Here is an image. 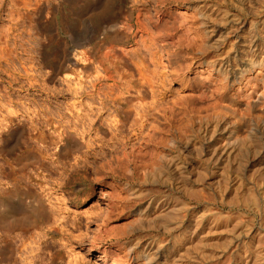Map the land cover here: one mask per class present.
<instances>
[{
  "label": "rangeland",
  "instance_id": "rangeland-1",
  "mask_svg": "<svg viewBox=\"0 0 264 264\" xmlns=\"http://www.w3.org/2000/svg\"><path fill=\"white\" fill-rule=\"evenodd\" d=\"M190 7L213 21L205 14L204 31L212 27V34L204 32L191 54L176 45L180 10ZM263 23L264 0H0V264H119L116 246L132 242L151 244L154 264H177L187 259H172L184 229L211 241L194 250L207 251L204 259L257 258L264 250V130L255 129V113L238 127L194 120L179 150L163 148L169 158L149 152L154 128L204 85L207 65L198 56L232 59V78L247 41L264 40ZM152 84L164 95L159 108ZM37 204L43 210L31 212ZM25 210L38 226L8 230ZM109 231L130 237L117 242Z\"/></svg>",
  "mask_w": 264,
  "mask_h": 264
},
{
  "label": "bare ground",
  "instance_id": "bare-ground-1",
  "mask_svg": "<svg viewBox=\"0 0 264 264\" xmlns=\"http://www.w3.org/2000/svg\"><path fill=\"white\" fill-rule=\"evenodd\" d=\"M174 2H182V3H185L186 2V0H173ZM204 3V2H203ZM195 4V3H194ZM188 7H189V5H188ZM195 7V6H194ZM202 7V6H201ZM206 7V6H205ZM205 7H204V9H205ZM191 9V10H190ZM190 9L189 10H186V9H183V10H180V15H179V18H180V20H181V25L180 26H178V27H181L182 28V30H181V28H179L183 33H182V35L181 36H179L178 35V41L179 42H177L176 41V45H177V47L178 48H180V47H183L184 48V50L186 51V52H188V53H190L191 54V52L193 51V49H198V48H202L201 46V44H204L202 41L204 40V37H203V34H204V32L206 33H208V31L211 33V31L209 30L210 28H212V27H209V29H208V31H204V29H205V27L203 28V25L205 26V18H207L208 16V18L210 19V15H211V13H209L210 15H208V14H206V13H204L203 11H202V8H197V10L196 9H194V10H196V12L195 11H193L192 10V8L190 7ZM203 9V10H204ZM206 10V9H205ZM211 10V9H210ZM213 10V9H212ZM207 11V10H206ZM209 11V10H208ZM214 11V10H213ZM209 12H212V11H209ZM214 13H215V11H214ZM216 13H217V11H216ZM137 14V13H136ZM208 15L207 17H206V15ZM218 14V13H217ZM138 15V14H137ZM215 15V14H214ZM139 16V15H138ZM196 17H197V19H196ZM198 17H199V19H198ZM215 17V16H214ZM218 17V16H217ZM126 18V17H125ZM138 20H139V17H138ZM137 20V21H138ZM208 20V19H207ZM206 20V21H207ZM215 20V19H214ZM140 21H141V19H140ZM143 21V20H142ZM216 21V20H215ZM209 22H212L213 23V21H211V19L209 20ZM138 24L140 23V22H137ZM211 23V24H212ZM262 23V22H261ZM137 24V25H138ZM148 24V23H147ZM147 24H145V25H147ZM206 24H208V23H206ZM258 24V23H257ZM260 24V23H259ZM264 24V23H263ZM140 25H143V23H141V24H139V26ZM252 25V24H251ZM256 25V24H255ZM255 25H253V26H255ZM207 26V25H206ZM262 26V25H261ZM124 27H126V26H124ZM129 27V26H128ZM142 27H144V25L142 26ZM256 27V26H255ZM255 27H254V30H255ZM147 28V27H146ZM146 28H142V29H145L144 31H147L148 29H146ZM258 28H259V26H258ZM261 28V27H260ZM151 29V28H150ZM130 30V29H129ZM140 30V29H139ZM159 30V29H158ZM179 30V31H180ZM211 30H214V29H211ZM249 31V30H248ZM263 31V30H262ZM141 32V31H140ZM159 32V31H158ZM213 32V31H212ZM251 32H253V30L251 31ZM250 32V33H251ZM257 32H258V30H257ZM257 32H256V34H257ZM206 33V34H207ZM249 33V32H248ZM249 33V34H250ZM206 34H204V36L206 35ZM212 34V33H211ZM210 34V35H211ZM248 34V35H249ZM260 34V33H259ZM264 34V33H263ZM208 35V34H207ZM210 35H208V37L210 36ZM251 35H252V33H251ZM251 35H249V37L251 36ZM261 35V34H260ZM260 35H259V40L260 39H262L263 40V38H261L260 37ZM254 36H255V34H254ZM264 36V35H263ZM207 37V36H206ZM256 37V36H255ZM175 39H177L176 37H175ZM247 39H248V37H247ZM257 39V38H256ZM243 40V39H242ZM240 41V40H239ZM210 42V41H209ZM216 42V41H215ZM238 42V41H237ZM241 42V41H240ZM248 43H247V45L245 46V45H242V46H245V47H243L242 48V50H241V54L242 55H238V56H240V57H242V59L243 60H241V62H240V64H239V66L237 67V69H235V70H233L232 71V75H231V77L232 78H230L229 77V74H228V66L226 65V63L228 64L229 62H228V60L229 59H221V58H225V57H221V58H218V59H213L212 57H211V59H208V58H205V56L203 57V56H198V59H200L201 61H200V63H203V64H205V68H203V69H200V73H201V77L203 76V78H202V80H203V83H204V85L203 86H201V87H199L198 88V90H197V92H196V97H195V99L194 100H192L191 102H186V103H184V104H182V106H180V110L179 111H177V113L174 111V109L173 110H171L169 113H170V115H171V117H169L168 119H167V117H166V119L167 120H165V122H164V127H162V129L161 128H158L159 129V131L157 132V129L156 128H154V133H153V140H154V146H153V149L151 150L152 152H149V156L150 157H153L154 159H162L163 158V156H165V157H167L166 155H163V152H162V150H163V148L164 149H167L169 152L170 151H172V150H175V148L177 149L178 148V138L181 136V134H184V132H186L185 131V129H187L188 127H191L192 126V124H193V122H195V121H197V123L199 124V125H202L204 122H207L208 123V121H212L213 120V122H216V123H218V122H220V121H223L224 123H226V124H231L233 127L234 126H237L238 127V119L240 120V119H243L244 120V118H245V115L246 114H253V113H255V115L254 116H256V119L259 121L258 122V124H256L258 127L257 128H255V127H253V128H255V129H258V130H260V129H262V130H264V40L263 41H261V42H258L257 43V41L256 40H252V38L251 39H249V41H247ZM214 44H216V43H214ZM239 44V43H238ZM244 44V43H243ZM240 45V44H239ZM233 46V45H232ZM236 46V45H235ZM218 47V46H217ZM216 47V48H217ZM121 49V48H120ZM232 49V48H231ZM237 49H238V46H237ZM236 49V50H237ZM201 50V49H200ZM233 51V50H232ZM236 52V51H235ZM235 52H234V54H235ZM240 53V52H239ZM237 55V54H236ZM228 56V55H227ZM231 56H232V54H231ZM235 56V55H234ZM233 56V57H234ZM232 57V58H233ZM191 58H193V55L191 56ZM228 58V57H227ZM237 58V57H236ZM240 59V58H239ZM229 61H232L233 62V60L231 59V60H229ZM239 61V60H238ZM236 63V62H235ZM235 65V64H234ZM235 67V68H236ZM230 68H233V66L232 67H230ZM234 69V68H233ZM231 72V71H230ZM167 75V74H166ZM167 78V77H166ZM162 84V83H161ZM155 85H156V83H155ZM155 85H148V87L150 88V91H151V93H152V102L154 103V104H156V107L157 108H159V106H161V100H163L164 98V95L162 96V94L161 93H158V89L157 90H154L155 88H154V86ZM160 85V84H159ZM159 85H156V86H159ZM143 87H145V85L143 86ZM159 87H161V86H159ZM226 94H227V98H225L226 97ZM163 98V99H162ZM152 103V104H153ZM140 104H142V103H140ZM144 105V104H143ZM154 107V106H153ZM141 111H142V109H140ZM144 110V109H143ZM155 110V109H154ZM178 110V109H177ZM133 111V110H132ZM131 111V112H132ZM140 111V112H141ZM130 112V113H131ZM136 114V113H135ZM248 116V115H247ZM252 116V115H251ZM195 120V121H194ZM242 120V121H243ZM210 123V122H209ZM208 123V124H209ZM240 123H241V120H240ZM214 124V123H213ZM212 124V125H213ZM221 124V123H220ZM225 124V125H226ZM216 125V124H215ZM241 125H242V123H241ZM220 126H222V125H220ZM219 126V127H220ZM261 126V127H260ZM217 127V126H216ZM226 127V126H225ZM100 128V127H99ZM213 128V127H212ZM217 129V128H216ZM221 129V128H220ZM255 129H253V130H255ZM188 131H189V129H187ZM230 130V129H229ZM252 130V129H251ZM257 130V131H258ZM102 131H104V130H102ZM191 131V130H190ZM189 131V132H190ZM215 131V130H214ZM213 131V132H214ZM236 131V130H235ZM239 131V130H238ZM261 131V130H260ZM176 132V133H175ZM237 132V131H236ZM235 132V133H236ZM250 132H253L254 133V131H250ZM256 132V131H255ZM262 132V131H261ZM238 133V132H237ZM178 136H177V135ZM203 134V133H202ZM211 134H213V133H211ZM251 134V133H250ZM263 134V133H262ZM262 134H260L258 137H260ZM208 135H209V133H208ZM238 135V134H237ZM236 135V137L235 138H237L238 136ZM252 135V134H251ZM254 135H255V133H254ZM183 136H185V135H183ZM206 136V135H205ZM256 136H253L252 138L254 139ZM150 138H151V136H150ZM204 138V137H203ZM209 138V137H208ZM252 138H251V140H252ZM152 139V138H151ZM151 139H149L151 142H152V140ZM206 139H207V137H206ZM231 139H233V138H231ZM231 139H229L231 142L232 141H235V139H233V140H231ZM250 139V138H249ZM249 139H247V140H249ZM255 139H258L257 137L255 138ZM255 139H254V141H255ZM66 140H69V137H66ZM181 140V139H180ZM204 140V139H203ZM226 140V139H225ZM228 140V139H227ZM226 140V141H227ZM229 141V142H230ZM240 141V140H239ZM242 141V140H241ZM254 141H251V142H254ZM259 141V140H258ZM225 142V141H224ZM246 142V141H245ZM255 142H257V140L255 141ZM247 144H249L248 142H246ZM181 144V143H180ZM226 144H227V142H226ZM233 145H235V144H232V146ZM184 146V145H183ZM228 146V145H227ZM248 146V145H247ZM255 146V145H254ZM224 147H225V145H224ZM224 147H222V148H224ZM239 147V146H238ZM237 147V148H238ZM243 147V146H242ZM249 147V146H248ZM215 148V147H214ZM222 148H221V151H224V150H222ZM240 148H241V142H240ZM244 148V147H243ZM246 149H247V147H246ZM251 149H252V147H251ZM67 150V146H64V147H61V152H62V154L64 153H66L65 151ZM177 150H179V149H177ZM219 150V149H218ZM243 150V149H242ZM249 150V149H248ZM221 151H220V154H218V155H221ZM225 151H227V149L225 150ZM224 151V152H225ZM232 151V150H231ZM236 150H234L233 152H235ZM245 151V150H244ZM216 152V151H215ZM214 152V153H215ZM218 152V151H217ZM233 152H231L232 153V155H233ZM226 153H228V151L226 152ZM139 154V153H138ZM143 154V153H142ZM145 154V153H144ZM150 154H152V156L150 155ZM216 154V153H215ZM229 154V153H228ZM146 155H144V157H145ZM148 156V157H149ZM143 157V156H142ZM165 157L163 158V159H165ZM221 157V156H220ZM226 157H227V155H226ZM229 157H230V155H229ZM135 158H140L141 159V157H139V156H137V157H135ZM167 158H169V157H167ZM166 158V159H167ZM151 159V158H150ZM218 159H221V158H218ZM227 159V158H226ZM142 160V159H141ZM131 161H132V159H131ZM139 159L138 160H135V161H133V163L136 165V166H138V164H142V163H139ZM143 162H145V161H143ZM147 162V161H146ZM150 162V161H149ZM128 163V162H127ZM126 163V164H127ZM148 163V162H147ZM129 164V163H128ZM146 164V163H145ZM130 165V164H129ZM143 165V164H142ZM133 166V165H132ZM184 166V165H183ZM128 167L129 166H126V168L128 169ZM16 193H18V195L20 194V193H23V192H21L20 190H16L15 191ZM28 194H30L31 193V195L33 194L34 196H37V195H35L34 193H33V191L29 188L27 191H26ZM12 193V191H10V194ZM27 194V195H28ZM17 195V194H16ZM31 197V196H30ZM29 197V198H30ZM36 200H38V197H36ZM16 204V203H15ZM114 205H118V203L116 204V202H114ZM8 207H10L11 208V206H10V204L8 205ZM30 208V207H29ZM37 210V212H39V211H42L43 210V207H42V205L41 204H37L36 206L34 205V208H30V210H31V212H33V213H35L36 211L35 210ZM178 209H181V208H178ZM29 210V209H28ZM24 211L22 214H20L18 217H16V218H14L11 222H8V223H6V226L9 228L8 230H11V229H17V228H19V229H22V230H24V231H27V230H29L30 228H32V227H36V225H37V220H35L36 218H34V215L32 214V213H30V211ZM173 210H175V209H173ZM173 210L170 212V214L173 212ZM176 210H177V208H176ZM141 211V210H140ZM174 213H176V211L174 212ZM183 213V212H182ZM173 214V213H172ZM176 214H178V216H177V221L175 220V223H179V221H181V219L183 218H181L180 216H179V213H176ZM38 215V214H37ZM175 215V214H174ZM175 216V217H176ZM183 216V215H182ZM219 216V215H218ZM40 218V217H39ZM207 218V217H206ZM210 218V217H209ZM175 218L173 217V220H174ZM218 219V218H217ZM222 218H220V220H221ZM198 220V219H197ZM37 221V222H36ZM190 221V220H189ZM200 221V220H199ZM217 221V220H216ZM223 221V220H222ZM183 222V221H182ZM181 223V222H180ZM197 223V222H196ZM203 223V222H202ZM206 223V222H205ZM216 223V222H215ZM220 223V222H219ZM223 223V222H222ZM183 224V223H182ZM199 224H200V222H199ZM210 224V223H209ZM213 224V223H212ZM217 225V224H216ZM221 225V224H220ZM38 226V225H37ZM178 226H180V225H178ZM182 226V225H181ZM190 226V225H189ZM195 226V225H194ZM198 226V225H197ZM196 226V227H197ZM202 226V225H201ZM210 226H212V225H210ZM206 227H208L207 225H206ZM179 228V227H178ZM187 228H188V226H187ZM227 228H228V226H227ZM226 228V229H227ZM112 229V228H111ZM201 229V228H200ZM207 229V228H206ZM221 229V230H220ZM220 229H218V230H220V231H222V228H220ZM216 230V229H215ZM218 230H216V232H218ZM211 231V230H210ZM212 231H213V229H212ZM109 232H111V231H109ZM214 232V234H216V232L215 231H213ZM213 232H210V234L211 233H213ZM112 233V232H111ZM218 233H220L221 234V232H218ZM195 234V233H194ZM208 234H209V231H208ZM202 235H203V233H202ZM204 235H207V230H206V233H204ZM203 235V236H204ZM212 236V235H211ZM130 237V235L129 236H118V235H114L113 233H112V235L110 234L109 236H108V238L109 239H111V240H116L117 242L118 241H120V240H122V239H124V238H129ZM154 237V236H153ZM225 237V236H224ZM223 237V238H224ZM227 237V236H226ZM150 239V238H149ZM160 239V238H159ZM208 239V238H207ZM205 237H202L199 233H197L196 234V238H195V240H197V241H195L194 240V237H192V233H190L189 234V232L187 231V229H184L183 231H181L178 235H176L175 236V244H176V247L178 248H180V247H182L183 249H180V250H182L181 252H180V250H179V252H178V254L179 255H177V256H179V258L177 257H172V259H176V260H174V262L176 261V262H179L180 261V258H183V259H185V257L187 258L186 259V261H184V263H186V264H190L191 263V260L192 261H195L194 259H196V262L195 263H197V260L199 259L200 260V258L202 259H204V257H206V255H207V251H206V255L205 254H199V253H197L198 252V250H196V249H201V247L203 246V245H205L206 246V244L208 243L209 245H210V242H209V240H207ZM211 239V238H210ZM215 239V238H214ZM222 239V238H221ZM156 240V239H155ZM217 240V239H216ZM220 240V239H219ZM225 240H226V238H225ZM134 241V240H133ZM141 241V240H140ZM152 241V240H151ZM158 241V240H157ZM160 241V240H159ZM212 241H213V239H212ZM218 241V240H217ZM222 241H223V239H222ZM221 241V242H222ZM121 242V241H120ZM126 242V241H125ZM135 242V241H134ZM138 242V241H137ZM136 242V243H137ZM206 242V243H205ZM213 242H216L215 240L213 241ZM223 242H226V241H223ZM223 242L222 243H219V245H221V244H223ZM139 243V242H138ZM147 243V242H146ZM151 243V242H150ZM153 243V242H152ZM160 243V242H159ZM135 244V243H134ZM133 244V242H132V244L131 243H128V245H127V243H125V244H122L121 245V247L119 246V244L116 246V254H117V256H118V258H119V264H152L153 263V261H154V259H155V255H154V253L156 252H151L150 253V251L153 249V247H152V245L150 244V245H134ZM145 244V243H144ZM156 244V243H155ZM161 244H164L163 243V241H162V243H160V244H158V245H156V246H158V247H160V245ZM215 243H212L211 245H214ZM174 245V244H173ZM172 245V246H173ZM209 245H207L208 246V248H209ZM215 245H218V243L217 244H215ZM214 245V246H215ZM155 246V245H154ZM162 246V245H161ZM205 246H203V247H205ZM207 246H206V248H207ZM214 246H212V247H214ZM222 246V245H221ZM221 246H217V247H221ZM165 247V246H164ZM217 247H215V250H217L216 248ZM162 248V247H161ZM160 248V249H161ZM211 248V247H210ZM243 248H245V246L243 247ZM264 248V247H263ZM137 249H139V250H137ZM155 249V248H154ZM153 249V250H154ZM159 249V250H160ZM176 249V248H175ZM174 249V250H175ZM259 249V248H258ZM258 249H256V250H258ZM157 250V249H156ZM178 250V249H177ZM197 251V252H195V251ZM205 250V249H204ZM208 250V249H207ZM215 250H214V252H215ZM250 250V249H249ZM255 250V251H256ZM263 250V249H262ZM262 250H260V252H254L255 253V257H256V255L258 256L257 258H255V259H257V262H258V264H264V250L262 251ZM135 251H137L138 252V254H136L137 252H135ZM176 251V250H175ZM201 251H203V250H201ZM252 251V250H251ZM167 253V252H166ZM174 253V252H173ZM197 253V256H198V259L196 258V257H194V256H192V254L193 255H195ZM203 253H205V252H203ZM212 254L213 253V250H212V253L210 252V251H208V254ZM246 253V251H244V253L243 254H245ZM156 254H157V252H156ZM168 254V253H167ZM177 254V253H176ZM201 256H199V255ZM209 254V255H210ZM222 254V253H221ZM202 255H204L203 257H202ZM213 255V254H212ZM212 255H210L209 257V259H211V256ZM218 255H220V253L219 254H217L216 255V257L218 258ZM225 255H227V254H225ZM224 255V256H225ZM241 255V254H240ZM169 256V255H168ZM192 256V257H191ZM214 256H215V254H214ZM227 256H229V255H227ZM200 257V258H199ZM208 257V256H207ZM206 257V258H207ZM226 257V256H225ZM230 257V256H229ZM229 257H226V259L225 260H223V258H222V260L223 261H220V262H214V260H208V259H206V260H208V261H206L204 264H228L231 260L230 259H232V258H229ZM232 257V256H231ZM247 257V256H246ZM164 258V257H163ZM170 258V257H169ZM216 258V259H217ZM234 258V257H233ZM242 258H244V257H242ZM168 259V258H167ZM171 259V258H170ZM204 259V260H205ZM212 259H214L213 257H212ZM220 259V258H219ZM239 259V258H238ZM253 260H251V262H249L250 264L252 263V262H256V260L254 259V257L252 258ZM156 260V259H155ZM165 260V259H164ZM245 261H246V259H244ZM255 260V261H254ZM183 261L181 262L182 264H183ZM201 261V260H200ZM237 261V260H236ZM239 261V260H238ZM167 262V261H166ZM169 262H171V261H169ZM168 262V263H169ZM179 262V263H180ZM199 262V261H198ZM232 262V261H231ZM179 263H177V264H179ZM195 263H193V264H195ZM154 264V263H153ZM156 264V263H155ZM165 264H167V263H165ZM172 264V263H171ZM176 264V263H175ZM192 264V263H191ZM200 264V263H199ZM240 264V263H239ZM244 264H247V263H245L244 262ZM254 264V263H253ZM256 264V263H255Z\"/></svg>",
  "mask_w": 264,
  "mask_h": 264
}]
</instances>
